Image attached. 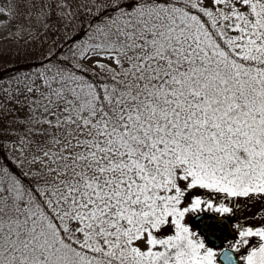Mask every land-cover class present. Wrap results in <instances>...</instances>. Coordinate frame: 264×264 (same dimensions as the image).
Segmentation results:
<instances>
[{"label": "snow or ice", "instance_id": "6c2138e0", "mask_svg": "<svg viewBox=\"0 0 264 264\" xmlns=\"http://www.w3.org/2000/svg\"><path fill=\"white\" fill-rule=\"evenodd\" d=\"M30 7L66 39L0 84V264H264V224L194 194L264 197V0Z\"/></svg>", "mask_w": 264, "mask_h": 264}, {"label": "rangeland", "instance_id": "374dc122", "mask_svg": "<svg viewBox=\"0 0 264 264\" xmlns=\"http://www.w3.org/2000/svg\"><path fill=\"white\" fill-rule=\"evenodd\" d=\"M6 1L7 0H0V3H5ZM59 17L60 16H58V19L53 24L44 23L42 21H35L34 19V21L30 20V22H27L26 24H21V21L15 23L18 21V19L20 20V16L12 22L9 20V22L5 24L2 22V20L6 17H0V49L11 46L13 49L23 48L26 51L31 50L34 53H45L47 49L51 48L53 45L65 38V22L61 17ZM17 28L20 29L19 34H17ZM69 30H71V28H69ZM6 57L9 58L12 56ZM37 67H39V65ZM28 70L29 69L20 70L17 73H24ZM15 74L10 77H14ZM7 78L1 80L0 84H3V82ZM12 106L19 110L20 116H23L25 114V110L21 109L19 105L13 104ZM16 114L17 113L13 112L8 119L11 120V117L16 116ZM22 127H24V125L21 123L9 122V124L2 129L3 138L8 140L12 139L13 137L9 129ZM194 194H203L205 197L213 198L215 202H219L220 197H225V202H228L230 204V207L233 208V211L231 213L226 214L231 220V224H236L237 222L248 223L252 224L253 226L264 224V215H260V213H264V197L250 196V198L246 199L245 197L241 196L227 198L225 194L212 193L210 190L201 189L199 187L195 189ZM201 212L222 215L212 211L211 209H202ZM194 215L195 214L192 213L188 214V222L195 230L198 228V226L196 223L197 221L193 219ZM233 239H235V237ZM250 239L252 243L258 242V238L255 236ZM246 248L247 246H242V250L238 251L237 254L242 255L243 251L246 250ZM241 264H243V262H241Z\"/></svg>", "mask_w": 264, "mask_h": 264}, {"label": "trees", "instance_id": "16d2710c", "mask_svg": "<svg viewBox=\"0 0 264 264\" xmlns=\"http://www.w3.org/2000/svg\"><path fill=\"white\" fill-rule=\"evenodd\" d=\"M7 2V1H6ZM12 2L16 5L15 15L10 19V21H14L17 17H21L18 19V23L21 21V24H26L30 22V20L38 21L35 16V8H31L30 5H39L41 0H12ZM52 2L59 3L60 0H52ZM83 2V0H71L73 9L76 8L78 3ZM21 6V7H20ZM22 10V11H21ZM87 13L80 11V16H86ZM58 10L54 7L51 11V14L47 17V19H40L44 23H54L58 19ZM60 18V17H59ZM33 20V21H34ZM63 20V19H62ZM9 22V21H8ZM77 28H80L79 23L76 24ZM69 28H71L69 26ZM83 29L81 28L74 36H82ZM66 37L60 42L56 43L57 47L61 46L62 41H64ZM1 48V47H0ZM5 50V51H4ZM3 51V52H2ZM44 52L34 53L31 50L25 49H13L11 46L7 48L0 49V81L14 75L20 70L35 68L40 65V62L44 60ZM6 56H12L7 58ZM6 57V58H5ZM10 116L5 117V115H0V139L3 138L2 129L9 124ZM8 154V151L0 146V158H4Z\"/></svg>", "mask_w": 264, "mask_h": 264}, {"label": "water", "instance_id": "95a60500", "mask_svg": "<svg viewBox=\"0 0 264 264\" xmlns=\"http://www.w3.org/2000/svg\"><path fill=\"white\" fill-rule=\"evenodd\" d=\"M205 215V216H209V215H214V214H210V213H198L196 215L193 216V219L194 220H199L200 219V215ZM234 236V231H228L226 233L223 234V237L222 239H219V238H213L211 239L210 241L212 242V244L214 246H219L224 240L226 239H231L232 237Z\"/></svg>", "mask_w": 264, "mask_h": 264}, {"label": "flooded vegetation", "instance_id": "af4514ba", "mask_svg": "<svg viewBox=\"0 0 264 264\" xmlns=\"http://www.w3.org/2000/svg\"><path fill=\"white\" fill-rule=\"evenodd\" d=\"M233 239V238H232Z\"/></svg>", "mask_w": 264, "mask_h": 264}]
</instances>
